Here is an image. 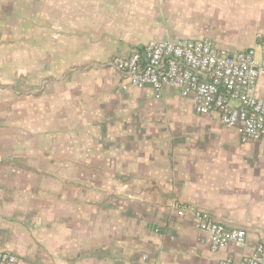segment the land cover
Instances as JSON below:
<instances>
[{
    "label": "crops",
    "instance_id": "obj_1",
    "mask_svg": "<svg viewBox=\"0 0 264 264\" xmlns=\"http://www.w3.org/2000/svg\"><path fill=\"white\" fill-rule=\"evenodd\" d=\"M264 38V0H0V252L22 264H238L264 238V142L109 62ZM22 89V96L16 91ZM264 99V74L254 91ZM14 101V102H13ZM245 231L210 250L193 210Z\"/></svg>",
    "mask_w": 264,
    "mask_h": 264
},
{
    "label": "built area",
    "instance_id": "obj_2",
    "mask_svg": "<svg viewBox=\"0 0 264 264\" xmlns=\"http://www.w3.org/2000/svg\"><path fill=\"white\" fill-rule=\"evenodd\" d=\"M255 48L230 53L208 39L149 41L143 53L112 57L109 66L124 79L123 90L150 88L155 99L166 89L192 98L198 116L216 114L228 129H238L241 144L264 142V99L255 96L258 78L264 74V38L257 36ZM193 223L207 238L211 251L231 244L244 245L246 233L215 221L209 213L194 209ZM243 264H264V238ZM0 264H22L9 252H0ZM218 264H238L232 258Z\"/></svg>",
    "mask_w": 264,
    "mask_h": 264
},
{
    "label": "rangeland",
    "instance_id": "obj_3",
    "mask_svg": "<svg viewBox=\"0 0 264 264\" xmlns=\"http://www.w3.org/2000/svg\"><path fill=\"white\" fill-rule=\"evenodd\" d=\"M16 91H17L18 93H20L19 96H22V89L19 90L18 87H16ZM13 102H14V101H13Z\"/></svg>",
    "mask_w": 264,
    "mask_h": 264
}]
</instances>
